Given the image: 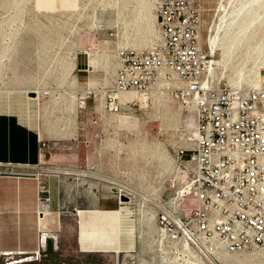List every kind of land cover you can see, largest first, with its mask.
Listing matches in <instances>:
<instances>
[{
  "label": "built area",
  "instance_id": "built-area-1",
  "mask_svg": "<svg viewBox=\"0 0 264 264\" xmlns=\"http://www.w3.org/2000/svg\"><path fill=\"white\" fill-rule=\"evenodd\" d=\"M204 11L203 0H158V42L148 48L116 50L115 81L105 98L109 112L137 104L135 98H123L126 92L149 98L154 90H161L185 105L194 97L197 117L196 127L186 132L191 146L177 158L181 169L192 174L191 181L171 203L146 198V206L156 207L157 231L143 239L137 227H126L118 264H221L225 253L264 252V78L257 87L214 86L206 77L212 59L202 43ZM91 93L79 95L80 107L86 106ZM74 171L44 163L0 169L38 177ZM112 186L119 198L129 197L122 203L135 200L133 188ZM188 195L194 201L191 207L185 205ZM39 200L38 213L43 214L47 198L40 194ZM127 212L124 221L138 220ZM48 237L57 239L42 233L35 258L46 251Z\"/></svg>",
  "mask_w": 264,
  "mask_h": 264
},
{
  "label": "rangeland",
  "instance_id": "rangeland-1",
  "mask_svg": "<svg viewBox=\"0 0 264 264\" xmlns=\"http://www.w3.org/2000/svg\"><path fill=\"white\" fill-rule=\"evenodd\" d=\"M51 1L0 0V87L33 85L41 91L70 90L75 86L73 77L77 71L74 69L65 76H62V73L72 64L71 56L75 51L81 54L84 49L92 46L101 51L112 50L116 57L119 47L148 48L152 45L134 44L145 35L147 28H151L155 33L153 44L158 42L159 29L157 21L156 24L153 22L158 0H150L153 6L148 13L141 9L142 0H65L77 2L76 7L62 6L59 9L53 8ZM239 1L203 0L205 11L202 43L210 59L222 60V52L220 49L215 51L208 48L206 39L215 34L222 36L225 25L232 17L231 11L238 7ZM259 2L264 3V0ZM254 4L256 5L257 1ZM79 38L81 44L78 48L75 41ZM259 38L260 36L252 41V46ZM251 49L252 47L249 52ZM257 55L256 51L247 54L245 47L237 49L226 63L222 61L213 65L214 76H208V72L206 77L213 80L215 87L230 86L228 79L232 69L243 61L244 72L247 74L250 68L261 62L263 55ZM262 73L264 74V69ZM243 84L249 86L246 79ZM112 87H106L104 83L105 90L110 91ZM90 90L94 92L92 87ZM90 96L95 99V93ZM171 97L180 113L171 114L162 108L154 107L151 99L149 109L142 110L140 100L135 98L137 104L127 107L128 116H119L109 124L105 122V117L104 120L100 118V139L104 140L107 151L113 153V158L107 160V170L114 178L143 191L148 195L145 196L154 202L175 201L192 179V174L183 170L182 181L175 180V177L181 170L177 160L179 152L191 146L186 132L196 127V113H185L183 103L172 94ZM107 113L108 117L113 115ZM144 118L149 120L147 130L143 128ZM130 141H138V146L145 143L150 151L161 154L162 158L159 159L158 155L151 156L147 159L141 158L136 163L130 157ZM134 199L126 205L132 216H138V220H121L118 231L121 234L126 227H137L141 237L146 239L150 234L156 233V217L149 226L147 221L143 220V200L138 194ZM193 204L191 198L185 202L189 207ZM115 214L117 212L109 217L111 222L117 220ZM99 235L98 231L84 232V247H97ZM226 256L233 264H244L238 263V260L245 257L264 260V252L257 251L231 253ZM112 258V254L87 256L57 252L56 264H114ZM220 262L225 264L221 260Z\"/></svg>",
  "mask_w": 264,
  "mask_h": 264
},
{
  "label": "crops",
  "instance_id": "crops-1",
  "mask_svg": "<svg viewBox=\"0 0 264 264\" xmlns=\"http://www.w3.org/2000/svg\"><path fill=\"white\" fill-rule=\"evenodd\" d=\"M104 62L102 58L93 63L83 53L78 54V83L68 91L39 93L33 85L0 87V169L11 164L44 163L75 170L39 177L0 172V254H34L41 249V234L47 233L57 239L47 238L44 253L49 251L51 240L54 252L112 254L113 263L118 264L117 252L123 246L118 230L120 221L129 214L127 205L112 183L96 177H113L107 170L113 153L100 139V118L104 120L109 111L105 105V109L98 106L96 96L89 95L83 108L78 102L79 95L87 94L91 87L96 95L95 90L104 88L107 78L111 84L106 87L114 85L115 74L106 72ZM114 65L116 73V57L110 59V70ZM36 90L37 96L31 98L28 92ZM128 106H122L118 118L128 116ZM82 169L91 173L86 175ZM40 194L47 198L43 214L38 213ZM114 212L117 220L111 222ZM94 231L100 232L97 247L85 248L83 233Z\"/></svg>",
  "mask_w": 264,
  "mask_h": 264
},
{
  "label": "bare ground",
  "instance_id": "bare-ground-1",
  "mask_svg": "<svg viewBox=\"0 0 264 264\" xmlns=\"http://www.w3.org/2000/svg\"><path fill=\"white\" fill-rule=\"evenodd\" d=\"M257 1V4L254 3ZM51 6L53 8L59 9L62 6H73L76 7L77 2H65V0H52L50 2ZM153 6L152 2L150 0H142L141 2V9L148 13L151 10V7ZM117 10V9H116ZM232 17L227 22L224 28V32L221 37H219L218 34H215L214 36L208 37L206 39L208 48H211L215 51L218 49L222 52V60H216L212 59V66L209 69L208 76H214L215 74V67L214 64H220V62L226 63L229 59H231L232 54L242 47L246 48V53L251 54L252 52L256 51L258 55H263V58L261 62L256 65L255 67H252L249 69V72L245 74L244 67H243V61L241 64L236 66L232 69L231 75L229 76L228 82L230 86L234 88H248V87H257L259 84H261V81L264 78V74L262 73V70L264 69V3H260L259 0H240L239 5L236 9L231 11ZM204 17V16H203ZM153 22L156 24V14H153ZM203 23V21H202ZM262 30V33L260 34ZM154 31L150 28L146 30L145 35L140 38V40H137V42H134L135 45L140 46H146V45H155L154 42ZM260 36L259 40L255 45L252 46V41L256 39V37ZM80 37V36H79ZM81 38L75 41V46L79 48ZM250 47H252L251 51L249 52ZM78 51H75L72 58V64L67 67V71H63L62 76H65L68 73H71L76 68V60L78 57ZM83 54L90 59V62L95 63L98 59H105L104 67L106 69V72L108 74H115V65L114 68L112 67V70H110V59L115 57V54L112 50H99L95 49L94 47L90 46L87 49L83 50ZM257 55V57H258ZM92 63V64H93ZM84 67V66H83ZM92 67V66H91ZM67 77V76H66ZM208 78V77H207ZM247 80L249 86H244L243 81ZM73 82L76 85L78 83L77 74L73 77ZM93 82V81H92ZM105 85H110V80L107 78L105 80ZM65 91H68L64 89ZM87 91V90H86ZM37 92V90H36ZM38 92L41 93L42 91L38 89ZM48 91H43V93H47ZM96 92V99L97 104L101 109H105V98L106 94L109 92L105 88L97 89ZM75 97V93H70ZM79 95V94H78ZM123 97L125 98H137L141 102V109L145 110L150 105V99L154 104V107L162 108L166 112L173 113H180L178 107L175 105V103L172 101L171 93L167 91H161V90H154L149 98L146 96L136 93V92H126L123 94ZM33 98V97H31ZM186 108L185 113H196L195 107H196V99L193 97L189 100L188 104H183ZM149 109V108H148ZM182 111V110H181ZM118 119V114L113 113L111 116H105V122L108 124L112 121H115ZM149 120L143 119V128L147 130ZM181 123V122H180ZM186 129V128H185ZM138 141H130L129 145L130 148H132V155L130 157L133 158V160L138 163L141 158L147 159L149 157H159V159L162 158L161 154H158L155 151H150L146 146L145 143H142L141 146L136 145ZM187 172V171H185ZM87 175V174H86ZM96 177L103 178L108 183H114L120 186H128L133 188L137 194L141 197L142 200V207H143V220L147 221V224L151 226L150 224L156 217V208L154 205L147 204L146 206V196L147 194H144L143 191L139 190L137 187L132 186L128 183L122 182L116 178L110 177L108 175H99L97 174ZM175 180L182 181V169L177 173ZM174 184V183H173ZM182 186V185H181ZM184 187V186H183ZM183 190V189H182ZM146 195V196H145ZM179 198V197H178ZM190 195L185 196V200L189 199ZM150 199V198H149ZM176 206L180 208L182 206V203H180V200H177ZM188 206V205H187ZM60 225V224H59ZM157 231V229H156ZM231 253H225L221 256L220 260L223 261L225 264H233L231 259L227 257L226 255H229ZM238 263H244V264H256L255 262H259L257 264H264V260L256 259L253 257H245V259L238 260Z\"/></svg>",
  "mask_w": 264,
  "mask_h": 264
},
{
  "label": "flooded vegetation",
  "instance_id": "flooded-vegetation-1",
  "mask_svg": "<svg viewBox=\"0 0 264 264\" xmlns=\"http://www.w3.org/2000/svg\"><path fill=\"white\" fill-rule=\"evenodd\" d=\"M56 257H57V252L54 251L51 252L47 251L46 253L42 254L40 258H35L33 254L25 255L22 253H13V254H8V256H0L1 258L0 264H5V262L9 260H19V259H21L20 262H15L13 264H22L25 262H29L28 264H56Z\"/></svg>",
  "mask_w": 264,
  "mask_h": 264
},
{
  "label": "water",
  "instance_id": "water-1",
  "mask_svg": "<svg viewBox=\"0 0 264 264\" xmlns=\"http://www.w3.org/2000/svg\"><path fill=\"white\" fill-rule=\"evenodd\" d=\"M28 94H29V96H32V97H36L37 96V92L36 91H29ZM120 199L122 201H129V197L126 196V195H122ZM48 249H49L50 252L53 250V245H52L51 240L48 241Z\"/></svg>",
  "mask_w": 264,
  "mask_h": 264
}]
</instances>
